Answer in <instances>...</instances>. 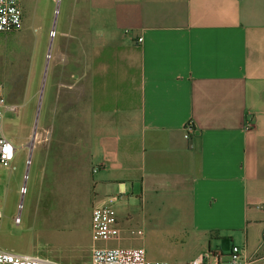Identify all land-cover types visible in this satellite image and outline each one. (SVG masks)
<instances>
[{"label":"crops","instance_id":"crops-1","mask_svg":"<svg viewBox=\"0 0 264 264\" xmlns=\"http://www.w3.org/2000/svg\"><path fill=\"white\" fill-rule=\"evenodd\" d=\"M60 1L53 33L81 66L85 152L50 139L32 186L76 201L84 219L60 254L32 252L88 257L90 207L105 201L119 229L99 243L173 264L231 243L250 256L264 223V0ZM36 2L26 13L21 0L27 24Z\"/></svg>","mask_w":264,"mask_h":264},{"label":"rangeland","instance_id":"rangeland-1","mask_svg":"<svg viewBox=\"0 0 264 264\" xmlns=\"http://www.w3.org/2000/svg\"><path fill=\"white\" fill-rule=\"evenodd\" d=\"M24 1L28 13L33 0ZM36 4V15L27 18L29 24L24 19L19 28L0 32L1 91L5 101L15 104L0 113V127L15 144L10 163L0 164V246L21 251L46 248L52 255L64 250L58 244L77 229L84 213L78 211L76 201L63 199L51 190L53 199L46 200L44 187L32 186V173L35 163L43 162L50 139H54L53 150L71 154L85 152L80 98L84 84L77 74L78 71L81 73V66L73 65L70 59L68 65L57 47L62 34L52 33L23 182L28 150L26 141L33 129L50 26L54 18L55 29H58L62 12V1L37 0ZM70 57L76 58L74 54ZM67 68L72 72H67ZM61 101H64L63 105ZM57 139L62 142L56 144ZM73 198H79L77 192H73Z\"/></svg>","mask_w":264,"mask_h":264},{"label":"built area","instance_id":"built-area-1","mask_svg":"<svg viewBox=\"0 0 264 264\" xmlns=\"http://www.w3.org/2000/svg\"><path fill=\"white\" fill-rule=\"evenodd\" d=\"M22 24L21 0H0V32L17 29ZM136 38L139 40L140 35ZM15 104L4 100L0 84V113L4 108H13ZM246 125L250 120L245 121ZM185 135L192 129L190 119L184 123ZM15 150V144L0 127V164L8 165ZM113 206L105 201L95 202L90 207V238L91 244L88 257L78 262L61 261L44 254L32 251L14 250L0 246V264H173L163 258H151L141 245L99 243L118 235ZM241 244L231 243L226 251L218 246L207 247L186 258L182 264H251L264 261V223L260 239L254 252L242 257ZM258 252V253H257Z\"/></svg>","mask_w":264,"mask_h":264},{"label":"water","instance_id":"water-1","mask_svg":"<svg viewBox=\"0 0 264 264\" xmlns=\"http://www.w3.org/2000/svg\"><path fill=\"white\" fill-rule=\"evenodd\" d=\"M53 25H54V18L52 20L50 36H49L47 49H46V53H45V62H44L43 74H42L41 81H40V87H39V93H38V99H37V108H36V112H35V116H34V120H33V129L31 131L29 139L26 141V145L28 146V150H27V154H26V165H25V168H24V174H23L24 175V179H23V182L25 181V176L27 175V169H28L27 162L29 161V158H30V150H31V147H32L33 139H34V129H35V126H36V117H37V111H38V106H39V102H40V96H41V93H42V87H43V83H44V75H45V71H46V64H47L49 50H50V43H51V40H52L51 35L53 33Z\"/></svg>","mask_w":264,"mask_h":264}]
</instances>
